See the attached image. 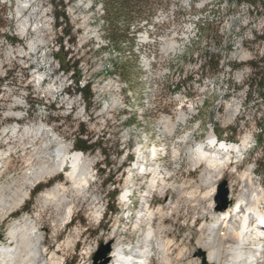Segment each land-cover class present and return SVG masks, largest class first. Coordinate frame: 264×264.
I'll use <instances>...</instances> for the list:
<instances>
[{
	"label": "rangeland",
	"instance_id": "1",
	"mask_svg": "<svg viewBox=\"0 0 264 264\" xmlns=\"http://www.w3.org/2000/svg\"><path fill=\"white\" fill-rule=\"evenodd\" d=\"M61 1L27 4L24 17L31 28L40 27L44 39L29 50L36 31L21 32L17 0H0V151L10 153L0 161V188L12 205L14 192L29 188L26 172L43 162L34 153L52 154L58 142L74 151L77 138H89L104 151L79 150L91 161L81 193L60 172L44 176L19 207L2 209L0 244L17 245L8 232L27 219L28 229L40 237L44 264H95L103 242L135 252L151 231L166 242L169 264H202L197 251L221 252L219 236L230 235V225L208 227L219 184L227 180L231 204L249 196L253 185L264 189L263 0H213L204 6V0H141L118 18L113 0ZM172 4L178 6L173 15ZM159 7L168 11L167 38L140 43V53L123 46L131 23ZM62 12L64 20L56 17ZM198 19L199 31L193 29ZM75 61L78 86H90L88 98L67 69ZM181 113L185 120L178 119ZM15 128L20 131L13 135ZM213 134L237 143L240 152L246 147L244 160L232 157L217 167L199 159V143L208 144ZM54 185L59 192L50 195ZM258 208L264 212V203ZM164 259L153 245L150 264H167Z\"/></svg>",
	"mask_w": 264,
	"mask_h": 264
},
{
	"label": "bare ground",
	"instance_id": "2",
	"mask_svg": "<svg viewBox=\"0 0 264 264\" xmlns=\"http://www.w3.org/2000/svg\"><path fill=\"white\" fill-rule=\"evenodd\" d=\"M17 1H18V5L16 8V11H17L16 15H18V17L23 18L20 23V30L22 33H25L32 26L30 24L29 18L24 17L25 15L24 11L26 10V7L28 6L27 4L34 0H17ZM185 1L188 4L192 0H185ZM212 1L213 0H204L202 6L214 3V1L213 2ZM100 4H101L100 10L104 13L105 12L104 7H103L104 4L102 2ZM177 7H178L177 4H172L170 7L171 12L174 13L173 10L178 9ZM146 11H147V8H146ZM196 21L198 23L195 24L193 29L199 31L200 27L198 24L200 23L201 20L198 19ZM167 22H168V11L166 10L165 7L157 8L153 12V14L149 16L147 15V12H146L144 17L142 18L140 17L138 18V20L136 19L135 21L131 23L129 27V31H128L129 37L127 40L122 41L123 46L131 47V50L134 49L135 52L140 53V51L138 50L140 49L139 47L140 43L147 44V42H156V41L159 42L160 40L167 38L168 33L166 32L167 28H165ZM31 29H33L34 32L36 31L37 38L36 40H31L28 42L27 47L29 50H32L35 46H37L38 43H41L44 40L43 37H39L41 36V30L38 25H36L35 27ZM115 49H117L118 51L119 50L121 51V48H115ZM38 74L39 73L37 72V75ZM34 77L37 79V76H34ZM41 81H42L41 78H39V83ZM52 92H53L52 89L49 90V93H52ZM178 119L185 120L186 116L181 113ZM23 130H25L24 133L27 132L28 135H29V132L32 131L30 128H25ZM12 131L13 133L11 134L16 135L19 133L20 130H17L15 128ZM214 138H215V134L209 137V140L211 141V143ZM203 145H205L204 142L199 143L198 155H197L199 156L198 158L199 159L202 158L205 160L207 159L208 161L213 163V166H217V167H220L226 164L228 162V159L235 157V156H232V152L240 153L241 151L240 146L237 143H232V142L227 143L226 141L221 143L220 148L219 147L217 148L216 146L210 147L208 146V144L205 146ZM68 146L69 145H66L65 143L63 144V143L58 142L52 154L44 155V154L38 153L39 151L37 153L36 152L34 153V155H36L34 157H38V159L39 157H42L43 162L38 168L34 167V168H31L30 171L28 170L26 172L27 177H29V182H27L28 183L27 185H29V188H27L26 190L18 189L16 192H14L13 195L15 196V200L13 199L14 203L12 205H10V203L7 202V199L5 198L4 193L2 191L3 189L0 188V215H1L2 209H3L2 210L3 212L4 209H10V208L13 209L14 207H19L25 201V199L28 198L30 189L37 182L42 180L44 176H48V175L51 176L54 174H58L60 172L62 173L64 172L65 175L68 176L73 181V187L77 191V193H81L86 188V186L88 185L90 181L89 175H90V169H91V163H90L91 161H89L87 158H84L82 152H79V150L70 151ZM9 155H10L9 152L7 153L4 151H0V161L2 160L3 162V160L9 157ZM31 156L30 157L33 158V154ZM30 157H29V160L31 159ZM1 165H3V163H0V166ZM140 165H143V164H140ZM66 167L68 169H66ZM251 171L252 169L250 167L249 172L247 173V175H249L250 184L253 183V180L251 177ZM0 175H1V172H0ZM158 181L159 180L154 176L152 180V186L156 187L158 185ZM81 183H84L83 184L84 186H82ZM58 192H59L58 185H54L48 190L49 194L50 193L58 194ZM128 193L129 191L126 190V192L122 195V198L124 200L128 198L129 196ZM148 196H151V195H148ZM230 199H231V196H230ZM261 202L264 203V189L261 185L256 186V187L253 185L252 190L249 193V196L247 197L244 196L243 198L237 200V202L235 203L233 202L225 210H222V211L215 210L214 211L213 222L209 224L208 227L211 231H214L215 229L221 228V226L226 227L227 225L228 226L230 225L229 227L230 235L221 236V237L219 236L221 240L220 245L222 246V249H223V251L221 252L224 253V256L225 254H228L229 256L228 258L223 259V255L219 249L220 247L215 248L209 251L207 255H205L206 261L208 263H211V264H258L259 262H263L262 264H264V229H262L264 227L257 225L256 223L250 221L252 214L261 215V212L258 208ZM146 210L147 211L150 210V206H148ZM71 213H72L71 208H69L67 215L69 216L71 215ZM29 221L30 220L27 221L26 219V221L25 220L23 221L24 223L17 222L15 225L11 226L8 232L9 237L12 238L13 240H18V243L17 245H14V246H11L8 244H0V264H44L43 262H41L43 261V256L41 255L40 237L39 235L35 237V234H32L31 232L32 230L28 229ZM261 224H263V222H261ZM251 231L252 232L254 231L256 234H261V236L258 237L259 235L258 236L255 235V238H254L253 237L254 235L252 236ZM155 236H156L155 233H152L151 231L148 233V235H146L145 241L146 242L149 241L151 245V248L149 249V251L143 250V247L139 246V249L137 251L127 253L125 251L124 246L122 245L120 246L117 244V245L112 246L111 252L109 254L111 260L108 264H150L152 260L153 245L163 250V253L165 255L164 261L165 263L169 264L170 263L169 259L166 256L167 249H165L166 242L162 240L161 238H159L158 236L157 237ZM250 242H252L254 245L250 246ZM147 245L148 244L146 243L144 246H147ZM59 260L60 259H57L56 262L58 263ZM36 261L37 263H35Z\"/></svg>",
	"mask_w": 264,
	"mask_h": 264
},
{
	"label": "trees",
	"instance_id": "3",
	"mask_svg": "<svg viewBox=\"0 0 264 264\" xmlns=\"http://www.w3.org/2000/svg\"><path fill=\"white\" fill-rule=\"evenodd\" d=\"M145 1V0H144ZM59 2H62L61 0H59ZM140 2H142L141 0H113V9H114V16L116 18L123 16V17H127L129 15V13L132 11V8H136L139 7ZM251 2H256L251 1ZM262 7L264 8V0L262 2ZM1 8V6H0ZM2 9V8H1ZM57 18H62L64 20V18H66V14L64 12L57 14L56 15ZM62 20V21H63ZM61 21V22H62ZM61 24V23H58ZM4 25V19L0 16V27ZM117 24H114V26ZM129 31V28H128ZM128 31H127V37L124 40H127L129 35H128ZM1 31H0V35H1ZM66 35H69L68 31H65ZM7 39L10 40L11 43H15V42H19V39H17L16 37H14L13 35L10 34H5L4 35ZM60 48H63L62 46V40L60 43ZM211 60V57L210 59ZM253 65H255V68H258L257 63H253ZM72 69L74 74H75V80H76V85H77V90H79L81 93H84V98H88L90 97L91 91H90V86L86 85L83 87H79L78 86V80H79V76L77 75L78 73V62L75 61L69 68ZM257 75V74H256ZM95 146H99V148H101L102 151H104V148L101 147L100 142L99 143H91L89 138H77L74 142V148L75 150H81V151H90V150H94ZM106 155V154H105ZM111 180V178H110Z\"/></svg>",
	"mask_w": 264,
	"mask_h": 264
},
{
	"label": "water",
	"instance_id": "4",
	"mask_svg": "<svg viewBox=\"0 0 264 264\" xmlns=\"http://www.w3.org/2000/svg\"><path fill=\"white\" fill-rule=\"evenodd\" d=\"M229 195V188L227 185V180H223L217 189V195L215 197V202H217V210H225L228 208V206L231 204L230 200L228 198ZM112 249V241L103 242L99 250L94 257L95 264H108L111 260L109 254ZM206 252L202 249H199L197 251V256L201 257L202 264H211L206 261Z\"/></svg>",
	"mask_w": 264,
	"mask_h": 264
},
{
	"label": "built area",
	"instance_id": "5",
	"mask_svg": "<svg viewBox=\"0 0 264 264\" xmlns=\"http://www.w3.org/2000/svg\"><path fill=\"white\" fill-rule=\"evenodd\" d=\"M169 13L173 15V12H171V9H170ZM167 36H168V35H167Z\"/></svg>",
	"mask_w": 264,
	"mask_h": 264
}]
</instances>
